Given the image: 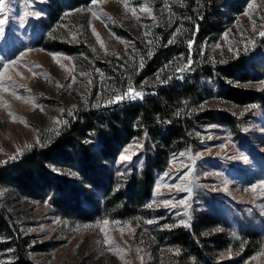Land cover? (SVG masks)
<instances>
[{
  "label": "rangeland",
  "instance_id": "obj_1",
  "mask_svg": "<svg viewBox=\"0 0 264 264\" xmlns=\"http://www.w3.org/2000/svg\"><path fill=\"white\" fill-rule=\"evenodd\" d=\"M126 2L135 8L138 19L124 8L122 0H102L103 21L81 11L91 6L90 0H6L0 11V19L5 21L0 25V71L12 60L21 62L10 75L22 98L17 100L0 89V164L14 160L26 145L36 144L42 131L56 128L54 121L63 120L66 111L88 99H93V104L99 102L101 107L115 104L107 101L133 84L121 89L108 79L103 81L105 69H125L134 59L141 62L144 49L151 50L165 38L169 43L184 21L180 16L182 0ZM142 7L148 8L149 13L142 12ZM220 11V33L207 36L194 47L198 63L192 67L190 57L177 54L149 79L150 83L160 76L167 81L173 77L181 79L196 68L203 69L204 59L205 64L212 66L242 55L248 59L247 80L234 84L244 89L264 87V46L260 45L264 38L260 35L264 32V0H226ZM93 28L103 41V48L93 35ZM145 32L151 34L146 37ZM192 47L188 45L194 53ZM52 54L57 60L52 59ZM24 64L38 65V75L33 76ZM180 67L185 70L179 71ZM73 77L75 83L68 87ZM200 85L202 106L232 114L234 125L215 122L197 126L196 146L171 155L151 187L148 220L153 222L147 226L109 217L81 222L62 216L45 201L13 190L0 191L13 223L30 247L41 246L30 252L34 264H174V251L163 246L164 242H156V237L168 227H189L199 215L216 218L221 228L214 231L231 243L251 232L258 235L259 246L248 256L229 249L219 253L220 259L264 264V195L259 194V189L256 194L250 191L264 181V109L227 104L216 97L220 87L210 78L203 77ZM153 86L146 85L143 79L141 88L133 86L142 93L140 98L118 103L140 102L147 95L145 87ZM29 97L35 98L38 107L25 102ZM9 111L18 118L16 122ZM20 118L29 126L20 123ZM126 148L129 159L121 161ZM151 150L148 141L133 140L121 150L114 167L120 174L138 172L145 163L146 152ZM181 153L185 154L183 158ZM166 200L175 202L174 206L165 207ZM104 220L119 222L106 226V230L114 244L125 250L124 260L105 244L103 232L85 227L97 223L104 227ZM9 258L6 250L0 255V264Z\"/></svg>",
  "mask_w": 264,
  "mask_h": 264
},
{
  "label": "trees",
  "instance_id": "obj_2",
  "mask_svg": "<svg viewBox=\"0 0 264 264\" xmlns=\"http://www.w3.org/2000/svg\"><path fill=\"white\" fill-rule=\"evenodd\" d=\"M182 1L180 16L184 21L173 43H167L165 38L153 46L151 55L144 49L141 62L134 59L125 69L114 66L105 69L103 81L108 79L121 89L128 83L141 88L143 79L146 85L154 84L144 88L147 95L143 100L101 107L99 102L93 104V99H88L71 110L72 115L66 111L65 123L41 132L42 143L27 147L14 160L0 164V191L13 190L45 201L62 216L81 222L109 217L147 226L145 221L151 217L148 207L151 187L171 155L196 146L197 126L215 122L234 125L232 114L202 106L201 79L214 81L220 87L216 97L231 106L257 105L264 109V87L244 89L234 84L247 80L248 59L242 55L212 66L205 64L207 59H204L203 69H191L190 75L168 81L160 76L150 83L149 79L177 54L190 57L194 67L198 63L194 48L197 42L222 30L218 26L220 9L226 0ZM189 41L194 53L188 49ZM260 45L264 46V38ZM141 139L148 141L152 149L146 152L142 169L120 174L114 163L121 150L133 140ZM2 199L0 255L8 250L10 257L2 264H34L30 252L41 246L30 247ZM215 228H221L216 218L199 215L187 228L162 229L155 240L174 251V264H240V259H220L219 253L231 249L246 257L259 246L256 233L231 243L222 233L215 232Z\"/></svg>",
  "mask_w": 264,
  "mask_h": 264
},
{
  "label": "snow or ice",
  "instance_id": "obj_3",
  "mask_svg": "<svg viewBox=\"0 0 264 264\" xmlns=\"http://www.w3.org/2000/svg\"><path fill=\"white\" fill-rule=\"evenodd\" d=\"M102 0H90V7H86V9H83L81 11H87L91 14V16L95 19H99L101 21L104 20V14L100 11V4H101ZM123 4H124V8L126 10H130L132 12V15L134 17H136V10L135 8H132L127 2L126 0H122ZM6 6V0H0V11H3L4 7ZM250 8L252 7V5L249 6ZM142 12L148 14L149 13V9L146 8V7H142L140 9ZM245 15H249V13H245ZM138 19V17H136ZM108 19H111V18H108ZM5 21L3 19H0V25L4 24ZM92 32H93V35L96 37V40L97 42L100 44L101 48L104 47V44H103V41L101 40L100 36L98 33L95 32V29L93 28L92 29ZM151 33L150 32H145V36L147 37L148 35H150ZM261 36H264V32H261L260 33ZM174 39L175 37L173 38V40H170L169 43H173L174 42ZM226 39V37H225ZM149 44H151V41H148ZM188 45H189V48H191L192 46V41H189L188 42ZM151 50H149V53L148 55H151ZM52 59L55 61L57 60V56L55 54H52ZM21 62L19 60H12L8 63H5L3 65V70L0 71V89H2L4 92H7L9 94H11L13 97H15L17 100H20L22 97L17 89V86L14 84L13 82V77L12 75H10V72H13L15 71V67L20 64ZM25 68H27L33 76H37L38 73L35 71L36 68H38L39 66L38 65H27V64H24L23 65ZM142 67V63L140 65ZM61 67H63V65H61ZM185 70V67H180L179 71H184ZM74 71V69H73ZM16 75L19 76L20 73L19 72H16ZM159 78V77H158ZM75 83V77L72 78V82L68 85V87H71L72 84ZM58 87H61L60 85H57ZM27 91V90H26ZM142 96V93L136 91L133 86L131 84L128 85V90L126 92H121L120 94H118L117 96L113 97L111 100L107 101V103H118L120 102L121 100L123 99H135V98H140ZM25 102H31L33 107H38V105L36 104L35 102V98L34 97H29L27 99H25ZM5 107H8L7 103L5 102ZM43 111V109H41ZM8 115L12 118L13 122H16L17 121V117L11 112L9 111L8 112ZM68 115H72V112L69 111L68 112ZM19 122L20 123H24L26 127H28L29 125L22 119L20 118L19 119ZM55 124L57 125H60V124H63L65 123V121L63 120H56L54 121ZM56 131L58 132V129H56ZM37 143H42V141L37 138ZM26 148L27 147H30V145H26L25 146ZM129 151V149H125L124 150V154H122L120 156V160L121 161H124L126 159H129V157L126 155V153ZM19 151L17 153V155H19ZM181 158H183V156L185 155L184 153H181L179 154ZM174 161H175V158H174ZM257 189H259V194L261 195H264V181H262L259 185H255L253 186L250 191L253 192V194H256L257 193ZM177 190H181L179 188V186H177ZM164 206L165 207H171V206H174V203L173 201H164ZM185 202L184 201H180V204H184ZM148 207H152L151 204L148 205ZM153 221L151 220H147L145 221V223H152ZM103 225L104 227L101 226L100 223H97L96 225L94 226H85V227H96L98 228L101 232L104 233V242L106 245H108L110 247V250H114L115 253L118 255V257L121 259V260H124V257L126 255L125 253V250L123 249H120L118 246H116L114 244V241L111 240V238L108 236L107 234V230H106V226L112 224V223H119V222H112V221H108V220H104L103 222ZM121 234H123V230L121 229ZM178 254V252H177ZM255 259V257H254Z\"/></svg>",
  "mask_w": 264,
  "mask_h": 264
}]
</instances>
